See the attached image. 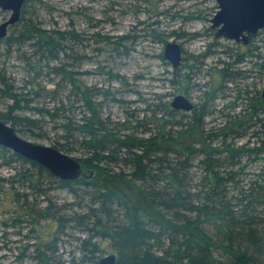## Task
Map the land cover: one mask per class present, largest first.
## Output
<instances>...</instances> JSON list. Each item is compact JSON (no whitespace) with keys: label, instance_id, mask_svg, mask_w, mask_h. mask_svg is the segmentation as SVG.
<instances>
[{"label":"trees","instance_id":"16d2710c","mask_svg":"<svg viewBox=\"0 0 264 264\" xmlns=\"http://www.w3.org/2000/svg\"><path fill=\"white\" fill-rule=\"evenodd\" d=\"M78 36L73 30L26 22L0 38L7 52L25 44L31 48L24 57L28 77L22 84L15 85L6 67H0V97L8 102L0 119L17 133L35 136L49 118L59 131L52 146L64 153L87 148L90 156L76 159L91 169L84 178L59 179L36 161L0 146L6 164L21 166L10 176L7 192L18 195L15 183L40 190L41 179L48 178L76 197L88 195L87 212L69 219L87 235L79 263L97 264L106 250L101 243L107 242L116 254L115 264H264V102L259 91L251 95L236 84L252 70L236 68L253 56L252 49L228 54L232 60L216 69L219 81L201 91L186 123L177 119L178 110L163 95L148 103V114L136 125L145 126L146 132L149 121L154 131L137 136L121 131L125 120L116 132L104 124L102 100L110 92L87 87L80 82L81 73L70 67L66 59L74 56L67 54L72 47L65 43ZM127 38L118 36L113 49L119 52ZM258 58L252 66L262 73L264 55ZM181 69L182 64L172 68L170 83L179 85ZM42 75L48 77L44 82ZM226 83L233 85L234 98L246 104L237 113H225L219 126L208 125L205 119L214 114V101L223 96ZM45 98L50 102L39 101ZM77 108H82L79 117ZM248 131L253 141L237 144ZM249 163L262 165L251 173ZM42 209L47 217L50 206Z\"/></svg>","mask_w":264,"mask_h":264},{"label":"rangeland","instance_id":"374dc122","mask_svg":"<svg viewBox=\"0 0 264 264\" xmlns=\"http://www.w3.org/2000/svg\"><path fill=\"white\" fill-rule=\"evenodd\" d=\"M216 9L215 0H24L20 13L23 19L19 18L8 27L7 35L19 30L26 22L40 24L47 29L73 30L79 36L69 38L65 44L72 47L67 54L74 58L66 60L71 63V68L81 73L80 82L100 92H110L111 95L102 100L100 117L104 124L116 132L125 120L126 129L121 130L124 134L132 132L146 136L154 131V124L147 118L148 131L145 132L146 127H138L136 120H142L144 113L148 114V103L160 95L169 102L175 94H184L197 103L201 91L211 88L212 82L216 85L219 81L216 69L222 62L231 61L233 57L228 54L235 53L237 49L244 53L252 49L253 56L236 67L242 70L252 67L246 77L237 79L236 84L241 88L246 86L251 95L261 92L264 71L261 73L257 65H252L259 60L258 54L264 55V28L247 44L215 37L214 29L210 28V18ZM9 13L0 9V22ZM123 35H129V38L118 45L119 52H116L113 49L116 45L112 43ZM168 41L179 43L183 51L181 73L184 77L179 85L169 82L173 67L163 57L160 58ZM206 50L208 54L202 56ZM30 51L31 48L25 44L19 50L13 47L7 52L5 45L0 43V67H6L7 76L14 78L17 86L28 77L24 57H28ZM193 56H196L195 60ZM46 78L44 75L40 77L43 82ZM225 86L227 88H223L225 90L221 93L223 96L214 101V114L205 119L210 122L208 125L219 126L225 113H237L240 105L244 107L246 104L244 99L234 98L236 93L231 91L232 84L226 83ZM111 96L120 101L113 100ZM233 98L235 104L229 105ZM39 101L50 102L48 98ZM6 102L0 97V111L5 110ZM81 110L77 108L75 111L78 117ZM26 114L37 116L31 112ZM190 116L191 111L178 110L176 117L186 123ZM55 126L58 127V123L48 118L40 129L35 130L38 135L18 134L31 142L52 146V141L59 135ZM191 131H194L192 126ZM252 141L250 131L236 140L237 144ZM76 147L77 150L65 153L75 158L90 156L87 148ZM261 165L249 163L247 168L253 173ZM16 167L21 166L15 162L6 164L5 157L0 155V264H85L79 263V258L82 239L87 235L72 227L69 219L87 212L91 206L88 195L79 193L76 197L44 178L41 179L44 185L40 190L15 183L13 187L18 195L13 196L7 190L11 189L10 176ZM81 167L79 177L91 174L88 165ZM47 206L50 210L46 217L40 211ZM58 218L62 220L61 226ZM43 244H49V247ZM101 244L106 250L99 258L112 252L107 242Z\"/></svg>","mask_w":264,"mask_h":264},{"label":"water","instance_id":"95a60500","mask_svg":"<svg viewBox=\"0 0 264 264\" xmlns=\"http://www.w3.org/2000/svg\"><path fill=\"white\" fill-rule=\"evenodd\" d=\"M217 9L210 18L214 36L247 44L252 36L264 28V0H215ZM24 0H0V9L9 11V16L0 22V38L7 35L8 27L20 18ZM163 58L175 68L182 64L183 54L179 43L164 44ZM260 96L264 102V85ZM173 109L190 111L192 101L184 94H175L169 101ZM0 146L13 150L47 168L59 179L72 180L82 174L80 162L51 145L31 142L21 137L14 128L0 119ZM116 254L111 252L98 260V264H115ZM43 264H50L43 262Z\"/></svg>","mask_w":264,"mask_h":264},{"label":"flooded vegetation","instance_id":"af4514ba","mask_svg":"<svg viewBox=\"0 0 264 264\" xmlns=\"http://www.w3.org/2000/svg\"><path fill=\"white\" fill-rule=\"evenodd\" d=\"M251 39V38H250ZM193 103V102H192Z\"/></svg>","mask_w":264,"mask_h":264}]
</instances>
